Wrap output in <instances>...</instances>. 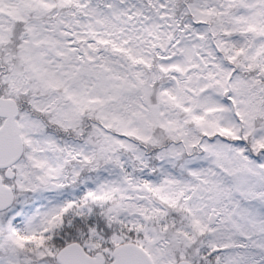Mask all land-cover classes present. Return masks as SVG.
Listing matches in <instances>:
<instances>
[{"label": "snow or ice", "instance_id": "obj_1", "mask_svg": "<svg viewBox=\"0 0 264 264\" xmlns=\"http://www.w3.org/2000/svg\"><path fill=\"white\" fill-rule=\"evenodd\" d=\"M0 264H264V0H0Z\"/></svg>", "mask_w": 264, "mask_h": 264}]
</instances>
